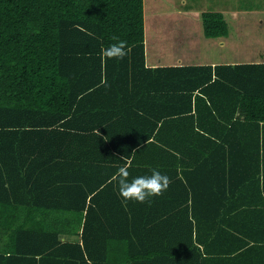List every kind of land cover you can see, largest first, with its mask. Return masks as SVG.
<instances>
[{
  "label": "trees",
  "instance_id": "obj_1",
  "mask_svg": "<svg viewBox=\"0 0 264 264\" xmlns=\"http://www.w3.org/2000/svg\"><path fill=\"white\" fill-rule=\"evenodd\" d=\"M127 160L167 191L125 207ZM0 209V264H264V61L146 65L143 0H0Z\"/></svg>",
  "mask_w": 264,
  "mask_h": 264
},
{
  "label": "rangeland",
  "instance_id": "obj_2",
  "mask_svg": "<svg viewBox=\"0 0 264 264\" xmlns=\"http://www.w3.org/2000/svg\"><path fill=\"white\" fill-rule=\"evenodd\" d=\"M143 9L146 61H264V0H143ZM209 11L224 15L227 36H203L200 14Z\"/></svg>",
  "mask_w": 264,
  "mask_h": 264
},
{
  "label": "clouds",
  "instance_id": "obj_3",
  "mask_svg": "<svg viewBox=\"0 0 264 264\" xmlns=\"http://www.w3.org/2000/svg\"><path fill=\"white\" fill-rule=\"evenodd\" d=\"M112 40L117 42L103 48L102 56L105 60L124 59L130 51L127 47V43L119 40L116 36H113ZM131 164L132 161L127 160L123 166L117 169L111 178L112 181H115L118 185L119 195L125 202V207L127 206L128 201H135L140 204H150L152 198L159 197L167 191L171 184V180L167 175L161 174V172L156 169H153L150 175H141L129 179V168L131 167Z\"/></svg>",
  "mask_w": 264,
  "mask_h": 264
},
{
  "label": "crops",
  "instance_id": "obj_4",
  "mask_svg": "<svg viewBox=\"0 0 264 264\" xmlns=\"http://www.w3.org/2000/svg\"><path fill=\"white\" fill-rule=\"evenodd\" d=\"M202 26V25H201ZM203 32V31H202ZM204 36V35H203ZM205 37V36H204ZM212 39V38H211ZM220 45H223V42H220ZM161 61H162V59H161V57H158V56H156L154 59H153V61H146V58H145V62H146V65H148V66H156V65H161L162 63H161ZM217 62H207V64H212V65H214V64H216ZM219 63V62H218ZM225 63H228V62H225ZM174 64H186V63H183L182 61H181V59H179L178 60V58L177 59H175L173 62H169V63H163L162 65H174ZM198 64H202V63H198ZM203 64H205V63H203ZM202 64V65H203ZM0 211H1V209H0ZM2 212V211H1ZM2 228V227H1ZM4 229H6V226H4ZM6 242V234H5V232L3 231V230H0V244H4ZM5 245H3V246H1L0 248H5L4 247Z\"/></svg>",
  "mask_w": 264,
  "mask_h": 264
}]
</instances>
